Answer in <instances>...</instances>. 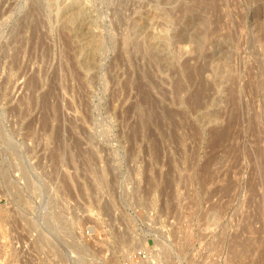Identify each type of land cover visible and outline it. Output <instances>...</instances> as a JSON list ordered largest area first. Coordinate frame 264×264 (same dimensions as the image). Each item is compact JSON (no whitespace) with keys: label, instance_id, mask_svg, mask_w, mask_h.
I'll list each match as a JSON object with an SVG mask.
<instances>
[{"label":"rangeland","instance_id":"rangeland-1","mask_svg":"<svg viewBox=\"0 0 264 264\" xmlns=\"http://www.w3.org/2000/svg\"><path fill=\"white\" fill-rule=\"evenodd\" d=\"M0 264H264V0H0Z\"/></svg>","mask_w":264,"mask_h":264}]
</instances>
